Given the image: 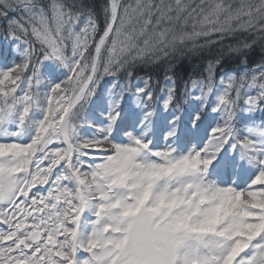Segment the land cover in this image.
I'll return each mask as SVG.
<instances>
[{
	"label": "snow or ice",
	"instance_id": "6c2138e0",
	"mask_svg": "<svg viewBox=\"0 0 264 264\" xmlns=\"http://www.w3.org/2000/svg\"><path fill=\"white\" fill-rule=\"evenodd\" d=\"M0 264H264V0H0Z\"/></svg>",
	"mask_w": 264,
	"mask_h": 264
},
{
	"label": "trees",
	"instance_id": "16d2710c",
	"mask_svg": "<svg viewBox=\"0 0 264 264\" xmlns=\"http://www.w3.org/2000/svg\"><path fill=\"white\" fill-rule=\"evenodd\" d=\"M99 3H102L103 0H98ZM226 43H231V41H227ZM216 49H213V53H215ZM250 58H249V64L251 65L252 63L258 62L259 61V56L257 54L256 51H253L252 53L249 54ZM237 57H231L228 56L227 53H225V68H239L240 65L237 63ZM180 66L177 69V77L180 79H184L186 78V73L187 70L191 69L193 64L199 65V61L194 60L193 58L189 57L186 60H183L182 62H179ZM137 76H143L146 73L144 71H139L137 70ZM153 76V80L155 81L156 79H160L161 83H163V71L161 68H155L152 69L150 71V73ZM109 79L111 78H105V81L103 83H106ZM121 79H123V77H121ZM103 83H102V87H103ZM133 83H135V79L133 80Z\"/></svg>",
	"mask_w": 264,
	"mask_h": 264
}]
</instances>
